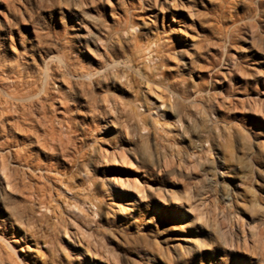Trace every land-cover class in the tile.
Returning a JSON list of instances; mask_svg holds the SVG:
<instances>
[{"label":"rangeland","instance_id":"rangeland-1","mask_svg":"<svg viewBox=\"0 0 264 264\" xmlns=\"http://www.w3.org/2000/svg\"><path fill=\"white\" fill-rule=\"evenodd\" d=\"M4 157L0 264H264V0H0Z\"/></svg>","mask_w":264,"mask_h":264},{"label":"bare ground","instance_id":"bare-ground-1","mask_svg":"<svg viewBox=\"0 0 264 264\" xmlns=\"http://www.w3.org/2000/svg\"><path fill=\"white\" fill-rule=\"evenodd\" d=\"M9 161V160H8ZM8 161L6 160V157L3 158L2 162H0V165H2L1 170H4V172H7V168H8ZM26 161L29 163V159L26 158ZM3 172V171H2ZM1 174V173H0ZM6 174V173H5ZM4 174V175H5ZM1 176V175H0ZM6 176V175H5ZM17 176V175H16ZM35 176V174H34ZM33 175H29L30 179H33L34 177ZM36 177V176H35ZM7 181L8 183L11 185V187L13 189L17 188V189H27L29 188L31 181L30 180H23L22 182H19L18 179L16 177L13 176L12 172H8L7 173ZM41 178V176H40ZM56 177H53L52 175H46V177H44V199L39 196L38 194L36 195V198L38 200V202H40L42 205L44 204L45 207L50 209L51 204L50 203V199L49 198V192H50V188L49 185L47 183L48 180H53L55 182ZM37 185V184H36ZM42 187V186H41ZM39 188V187H38ZM39 190V189H38ZM60 218V217H59ZM59 223H58V228L61 230L63 228V222L61 221V219H59ZM33 234V233H32ZM34 235V234H33Z\"/></svg>","mask_w":264,"mask_h":264}]
</instances>
